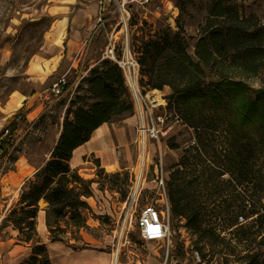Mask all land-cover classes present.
<instances>
[{
  "label": "trees",
  "instance_id": "1",
  "mask_svg": "<svg viewBox=\"0 0 264 264\" xmlns=\"http://www.w3.org/2000/svg\"><path fill=\"white\" fill-rule=\"evenodd\" d=\"M242 24L237 10L230 14L225 1L217 0L204 34L194 44L195 61L187 54L184 40L163 34L142 43L140 74L147 77L146 88L170 89L169 105L175 98L178 103L202 106L185 120L193 129L194 144L171 166L166 183L172 218H183L185 228L200 239L219 238L224 260L264 264V92H253V98L248 92H237L243 83L227 79L205 84L203 71L218 58L245 63L254 62L257 55L264 59L262 32ZM132 115L131 96L120 69L108 61L91 68L68 101L49 158L21 188L0 223V230L9 227L29 247L26 264H52L37 231L39 212L48 239L64 243L67 233L87 228L93 183L104 180L110 189L120 191L121 201L126 199L127 172L106 173L96 159L97 179H85L69 161L99 126L119 125ZM19 119L20 114H14L0 130V175L7 169L3 160L16 161L10 150ZM209 142L213 145L206 150ZM214 142H220L219 149ZM205 188L222 202L211 207L198 204L197 194ZM223 232L228 237L220 236Z\"/></svg>",
  "mask_w": 264,
  "mask_h": 264
},
{
  "label": "rangeland",
  "instance_id": "2",
  "mask_svg": "<svg viewBox=\"0 0 264 264\" xmlns=\"http://www.w3.org/2000/svg\"><path fill=\"white\" fill-rule=\"evenodd\" d=\"M216 1L166 0L168 2L166 8H169L171 15H148L146 19L148 23L141 21V15L144 14L141 7L127 4V9L131 13L128 26L131 50L139 59L143 42L155 40L163 34L170 37L178 35L186 43L187 54L195 61L194 44L204 34L206 19ZM224 1L230 7V14H233L234 9L237 10L242 26L258 33L262 32L260 48L264 50V0ZM78 2L79 0H0V107L3 110V113H0V130L14 114H20L21 117V120H18L13 148L10 150L16 161L9 163L6 158L2 162L7 169L0 175V223L5 218L8 208L17 200L21 188L49 158L68 101L75 95V92H70L76 79L75 71L67 75L69 90L60 96L52 95L49 88L64 69L52 77L48 75L49 66L45 50L58 44L68 28L69 21L59 15L65 10L60 8L73 12ZM104 9L102 11L106 12L104 24L95 25V30L85 45V50H88L91 56L99 58L106 43V35L115 28L118 19L113 4H106ZM64 60L62 65L66 67L69 60ZM203 71L205 84L227 79L244 84L243 89L240 88L237 92H248L250 95H253V92H264V59H260L259 55L255 57L254 62L248 63L232 57L218 58ZM38 77L44 80L42 90L32 92V84L37 82ZM141 80L144 86L147 77L143 76ZM161 92L168 100L170 89L165 86ZM238 100L242 102L243 98L238 96ZM170 101V107L177 115V122L172 123L168 136L161 142L165 183L173 170L171 166L178 162L185 148L194 144L193 129L185 120L202 108L200 104L193 102L178 103L175 98ZM129 118L131 119L127 124L123 123L122 126L126 131L127 142L123 141L119 148L113 147L109 142V149L106 152L102 149L107 157V164L94 154L82 158L83 162L78 167L82 177L97 179L94 162L96 159L99 168H103L106 173L127 172L129 176L133 175L136 152L131 140L134 136L135 118L133 116ZM119 125H122V122ZM214 143L219 149L220 142ZM174 145L177 148H173ZM212 145L213 142L205 143V149L209 150V146ZM220 145L223 146L222 143ZM115 149L121 152L118 159L115 157ZM153 163L149 167L150 170ZM153 184L152 176L150 174L145 176L137 206L131 210L126 221V228L131 222L127 239L130 243L142 246L139 252L128 245L123 247V251L128 255V264H134L135 255H140L148 264H157L165 248L162 243L145 244L139 241L134 225L139 208L153 196L151 191ZM109 187L110 184L104 180L92 184L93 195L89 198L92 210L86 216L87 228L74 234L67 233L64 243L51 242L44 226L40 223L37 227L41 240L47 246L52 264H108L109 248L114 243L120 224L127 213L126 209L122 208L120 191L116 187L114 189ZM126 190L128 194L129 186ZM197 195L198 204L203 207L217 206L222 202L212 197L211 191L206 188L199 190ZM220 234L227 236L225 232ZM223 246L224 243L219 238L216 240L212 237L204 239L196 237L185 228L183 218L171 216L169 251L177 264H235L232 259L224 260L221 253ZM193 251H197L199 255V263L193 259ZM29 255V247L17 240L15 231L9 227L0 230V264H26ZM120 261L122 264L126 262L124 257Z\"/></svg>",
  "mask_w": 264,
  "mask_h": 264
},
{
  "label": "built area",
  "instance_id": "3",
  "mask_svg": "<svg viewBox=\"0 0 264 264\" xmlns=\"http://www.w3.org/2000/svg\"><path fill=\"white\" fill-rule=\"evenodd\" d=\"M166 0H98V11L96 13L95 25L102 26L105 22L104 6L113 4L118 19L115 28L106 35V43L101 51L99 62L108 61L115 64L121 71L123 81L127 87L133 105V117L135 118L134 145L136 165L133 175L129 176V190L126 199L123 201L122 208L127 213L120 224L114 243L109 248L108 264H122L121 258L124 257L128 264V255L123 251V247L128 245L130 248L139 252L141 245L130 243L127 239L128 228L126 221L133 208L137 206L141 195L145 176L150 174L153 178L151 191L153 196L150 201L139 208L137 216L134 218V225L137 230L139 241L145 244L162 243L165 248L157 264H177L172 254H170L171 236V211L168 192L165 183V175L162 168V140L168 136L173 122H177V115L173 108L168 104V100L161 91L150 90L140 84V63L138 57L130 48L128 38V26L131 13L127 9V4H135L144 10L141 21L147 22L148 15H171L169 8H166ZM117 27V29H116ZM119 34V37L117 35ZM82 79V76L80 77ZM69 85L65 75L60 76L50 86V91L54 96L63 95L68 91ZM75 90V87L74 89ZM151 147L153 150H151ZM121 156L119 149H115V157ZM154 160V161H153ZM154 162V163H153ZM153 163L150 170L149 167ZM147 199V198H146ZM145 199V200H146ZM131 218L129 219V221ZM193 259L197 263L200 257L197 251L192 252ZM131 263V262H129ZM134 264H148L142 257L135 255ZM132 264V263H131Z\"/></svg>",
  "mask_w": 264,
  "mask_h": 264
},
{
  "label": "crops",
  "instance_id": "4",
  "mask_svg": "<svg viewBox=\"0 0 264 264\" xmlns=\"http://www.w3.org/2000/svg\"><path fill=\"white\" fill-rule=\"evenodd\" d=\"M60 9L65 10V12H60L59 15H62V19L68 20L69 23L64 36L60 38L61 40L58 41V44L45 50L47 54L46 62L49 66L48 75L52 77L59 71L64 69L60 76L65 75L68 81L67 75L70 72L75 71L76 79L73 83V87L70 88V92H75V90H73L74 87H76L79 82H81L88 76L91 68L100 63L98 61L99 57L91 56L88 53V50H85L87 40H89L92 32L95 30L94 18L96 17L98 5L96 3V0H79L73 12H70L68 10L66 11V8ZM64 59L66 61L69 60L67 61L68 63L66 67L62 65V61ZM82 63H84L85 65H83ZM81 76L82 79H80ZM43 82V78L38 77L37 84H32V92H38L39 89L42 90L41 87L43 86ZM68 85L70 86L69 81ZM0 113H3L1 107ZM129 119L131 118L125 119L122 122V125L104 123L96 130H94L90 135V139L86 143L75 149L81 151L79 157L80 163L83 162L82 158L86 156L93 154L97 156L98 151L103 152L104 150V152H106V150L109 149V142H111L113 147L116 148H119L123 141L127 142L126 131L122 126L124 124H127V121H129ZM94 134L97 135L96 138H93ZM80 163L71 167L78 168ZM89 201L90 200H88V202ZM89 205L90 207H92L90 202ZM39 217L40 219L42 218V222L44 223V216L42 211L38 213V226L41 223H39Z\"/></svg>",
  "mask_w": 264,
  "mask_h": 264
},
{
  "label": "bare ground",
  "instance_id": "5",
  "mask_svg": "<svg viewBox=\"0 0 264 264\" xmlns=\"http://www.w3.org/2000/svg\"><path fill=\"white\" fill-rule=\"evenodd\" d=\"M34 84H37V82H35ZM96 137H97V135L94 134L93 135V138H96ZM80 154H81V151H79V150H74L73 151L72 157H71V159L69 161V163H70L71 166H74V165L80 163V158H79L80 157ZM97 157H99L102 160L103 163H106L107 164L108 160H107L106 155L103 152L98 151L97 152ZM40 222H41L42 226H44V223L42 222V218L40 219L39 223Z\"/></svg>",
  "mask_w": 264,
  "mask_h": 264
}]
</instances>
